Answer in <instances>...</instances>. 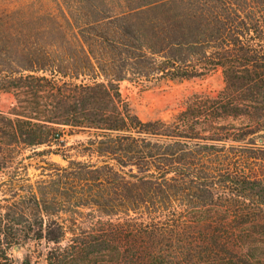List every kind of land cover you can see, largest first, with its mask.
Listing matches in <instances>:
<instances>
[{
    "label": "trees",
    "instance_id": "obj_1",
    "mask_svg": "<svg viewBox=\"0 0 264 264\" xmlns=\"http://www.w3.org/2000/svg\"><path fill=\"white\" fill-rule=\"evenodd\" d=\"M218 71L171 121L120 90ZM0 177V264H264V0H0Z\"/></svg>",
    "mask_w": 264,
    "mask_h": 264
},
{
    "label": "rangeland",
    "instance_id": "obj_2",
    "mask_svg": "<svg viewBox=\"0 0 264 264\" xmlns=\"http://www.w3.org/2000/svg\"><path fill=\"white\" fill-rule=\"evenodd\" d=\"M223 76L221 71L203 80L174 82L167 80H154L144 83L143 85L131 82H124L120 86L121 94L126 102L130 105L134 113L142 121H171L185 108L186 101L196 93L216 94L223 88ZM11 100L9 97H4L2 104L9 105ZM6 108V107H5ZM80 137H71L65 135L63 140L68 144H72ZM27 152L24 157L29 155ZM48 159V158H45ZM51 160L55 163L63 165L64 163L57 157H52ZM40 158L29 159L25 161L28 169V175L32 182L38 179V167L43 166ZM244 161L240 160L242 167ZM255 165L246 164L248 171L255 170ZM241 167H237L241 169ZM2 177H0V180ZM260 236H258L259 238ZM264 238L257 241V248L260 251L264 250ZM48 251V246L44 243L37 244L29 242L26 246L13 248L11 258L15 264H46L45 256Z\"/></svg>",
    "mask_w": 264,
    "mask_h": 264
}]
</instances>
